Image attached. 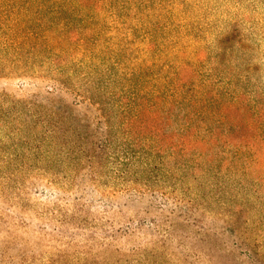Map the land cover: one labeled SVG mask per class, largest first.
I'll list each match as a JSON object with an SVG mask.
<instances>
[{
  "label": "trees",
  "instance_id": "obj_1",
  "mask_svg": "<svg viewBox=\"0 0 264 264\" xmlns=\"http://www.w3.org/2000/svg\"><path fill=\"white\" fill-rule=\"evenodd\" d=\"M182 5L0 0V78H52L45 90L52 98L24 94V86L0 91V148L12 140L14 150L26 147L30 157L52 162L59 190L52 217L62 225L55 233L86 235L99 249L90 264L201 258L220 248L211 215L225 217L228 230L245 213L240 238L249 232L247 214L264 220V94L243 85L247 73L217 70L214 59L227 65L235 54L226 55L230 39L224 33L210 44L189 12L177 16ZM49 63L42 76L38 66ZM7 157L1 189L18 155ZM120 194L148 197L160 217L118 222ZM120 239L133 243L132 258ZM252 250H244L248 264H264V250Z\"/></svg>",
  "mask_w": 264,
  "mask_h": 264
},
{
  "label": "rangeland",
  "instance_id": "obj_2",
  "mask_svg": "<svg viewBox=\"0 0 264 264\" xmlns=\"http://www.w3.org/2000/svg\"><path fill=\"white\" fill-rule=\"evenodd\" d=\"M176 1L184 2L183 11L180 8L177 16H186V12H189L187 20L205 30L199 33L206 35L211 41L210 44L214 45L216 36L224 33L226 39H230L224 43V46L228 49L227 56L235 51L232 58L229 57L231 63L225 65L220 58L214 59L213 49L208 58L211 61L213 59L219 61L217 70L226 75H230L231 69L235 70L236 74L247 73L243 85L254 95L257 93L259 97H262L264 94V0ZM233 24L238 25H236L237 31H233ZM189 26L190 29L193 28L192 24ZM249 66L248 71H244ZM38 68L42 76H47L52 70V64L38 66ZM47 77L5 76L0 78V91L7 89L15 92L20 89V86H24L21 89L24 94H38L44 98H52L51 95L45 93V90L52 85V78ZM233 80L237 81V78L233 77ZM12 144V140H8L5 146L0 148L1 162L9 159L7 157L9 152L19 157L14 158L12 164L14 166L5 169L6 172L3 174L7 181L4 182L3 189L0 187V264H90L93 257L98 255L99 249L95 244L87 242L86 235L80 233L75 238H71L55 233L62 225L58 218L52 217V207L58 208L54 206L55 197L59 195V190L52 188V162L42 157L41 159L30 157L29 152H26V147L17 146L14 150ZM16 163L19 164V169H16ZM11 172L17 174V179L22 184L15 183V175ZM120 195L117 198V204L122 214L116 216L118 222L133 217L147 219L160 217L153 208L154 206H151L148 197L131 200L127 196ZM58 202L60 205H67L65 202ZM247 216H253L247 225L249 232L240 238L238 228L246 226L245 213L241 217L240 227L238 225L229 226L228 230H225V217L216 218L211 215L207 222L216 232H221L218 238L220 248L213 254L204 255L201 258L193 256L185 258L182 254H178L180 259L177 260L167 257L165 264H248L247 260L250 259L244 250L251 247L252 254L257 250H264V220L253 214H247ZM201 217L206 218L205 214ZM73 226L75 225L69 224L64 230H69ZM252 234L253 242H250L248 236ZM119 241L124 257L132 258L128 254L133 243L127 239ZM192 241V238L188 240L189 244ZM173 243L172 248L179 252L181 247H178L177 240ZM236 243H241V248L237 249ZM241 253L242 256H240ZM153 260L152 258L150 263L146 262V264L153 263Z\"/></svg>",
  "mask_w": 264,
  "mask_h": 264
}]
</instances>
